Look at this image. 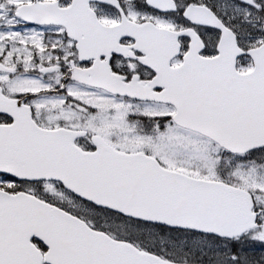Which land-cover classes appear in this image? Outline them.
<instances>
[{
  "label": "snow or ice",
  "instance_id": "1",
  "mask_svg": "<svg viewBox=\"0 0 264 264\" xmlns=\"http://www.w3.org/2000/svg\"><path fill=\"white\" fill-rule=\"evenodd\" d=\"M0 264H264V0H0Z\"/></svg>",
  "mask_w": 264,
  "mask_h": 264
}]
</instances>
